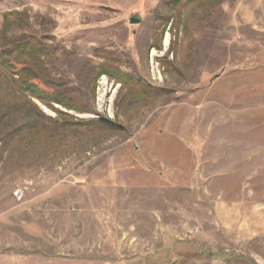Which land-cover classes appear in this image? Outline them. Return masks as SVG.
Returning a JSON list of instances; mask_svg holds the SVG:
<instances>
[{"label":"rangeland","instance_id":"obj_1","mask_svg":"<svg viewBox=\"0 0 264 264\" xmlns=\"http://www.w3.org/2000/svg\"><path fill=\"white\" fill-rule=\"evenodd\" d=\"M173 1L0 0V29L54 37L48 83L125 129L62 131L0 70V264H264V0Z\"/></svg>","mask_w":264,"mask_h":264},{"label":"trees","instance_id":"obj_2","mask_svg":"<svg viewBox=\"0 0 264 264\" xmlns=\"http://www.w3.org/2000/svg\"><path fill=\"white\" fill-rule=\"evenodd\" d=\"M228 0H177L168 4L171 11L181 13L187 6L222 5ZM169 24L170 19H166ZM30 27L27 11H13L3 15V23L0 29V70L11 75L14 84L29 96L38 101L44 107L57 114L58 120H51L55 127L62 131L88 132H113L118 133L125 129L100 116L93 106L83 104L74 96L64 95L48 83V71L46 59L57 53V47L49 45L54 37L46 35L17 33L18 30ZM22 32V31H21ZM162 50L161 43L157 46ZM103 60L99 68V75L107 76L115 83L125 88L129 94L142 98L143 100L155 98H171V91L155 88L145 83L140 74L136 71L126 72L122 60L110 53L98 51ZM167 67L173 63L166 62ZM76 112L95 116L94 119L80 120L70 117L67 113L61 112L54 106ZM38 109V107H36ZM70 117L72 120H68ZM35 122H38L35 120Z\"/></svg>","mask_w":264,"mask_h":264},{"label":"water","instance_id":"obj_3","mask_svg":"<svg viewBox=\"0 0 264 264\" xmlns=\"http://www.w3.org/2000/svg\"><path fill=\"white\" fill-rule=\"evenodd\" d=\"M131 24H140L141 23V19H136V18H132L131 21H130Z\"/></svg>","mask_w":264,"mask_h":264}]
</instances>
